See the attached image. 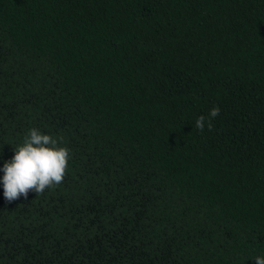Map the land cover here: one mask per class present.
Listing matches in <instances>:
<instances>
[{
	"label": "trees",
	"instance_id": "1",
	"mask_svg": "<svg viewBox=\"0 0 264 264\" xmlns=\"http://www.w3.org/2000/svg\"><path fill=\"white\" fill-rule=\"evenodd\" d=\"M32 128L67 172L9 202L3 165ZM257 256L264 0H0V264Z\"/></svg>",
	"mask_w": 264,
	"mask_h": 264
},
{
	"label": "clouds",
	"instance_id": "2",
	"mask_svg": "<svg viewBox=\"0 0 264 264\" xmlns=\"http://www.w3.org/2000/svg\"><path fill=\"white\" fill-rule=\"evenodd\" d=\"M220 114L215 106L208 116L200 115L195 127L203 132L205 126L212 130V120ZM69 149L56 138L44 134L36 128L29 130L21 145L14 148V155L3 165L4 197L12 202L23 196L27 199L30 191L41 194L47 188L63 182L69 160ZM255 264H264V257H254Z\"/></svg>",
	"mask_w": 264,
	"mask_h": 264
}]
</instances>
